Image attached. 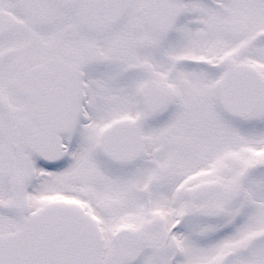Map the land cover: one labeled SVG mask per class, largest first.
I'll list each match as a JSON object with an SVG mask.
<instances>
[{
	"label": "snow or ice",
	"instance_id": "6c2138e0",
	"mask_svg": "<svg viewBox=\"0 0 264 264\" xmlns=\"http://www.w3.org/2000/svg\"><path fill=\"white\" fill-rule=\"evenodd\" d=\"M0 264H264V0H0Z\"/></svg>",
	"mask_w": 264,
	"mask_h": 264
}]
</instances>
